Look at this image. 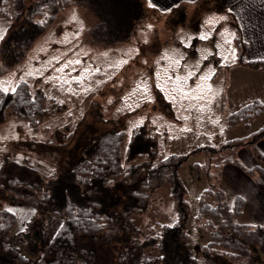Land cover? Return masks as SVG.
<instances>
[{"label": "rangeland", "instance_id": "obj_1", "mask_svg": "<svg viewBox=\"0 0 264 264\" xmlns=\"http://www.w3.org/2000/svg\"><path fill=\"white\" fill-rule=\"evenodd\" d=\"M31 1L25 0L27 3ZM77 6L78 9L72 5L61 11L23 55H17L16 58L13 56L16 44L12 36L17 23L0 15V28L4 30L0 38V79L11 83L20 81V77L24 76L23 81L33 91L44 92L62 106L53 115H45L35 126L26 119L18 118L12 111H7L6 117L0 122V169L8 176L45 181L69 164L77 150L88 140L113 128L123 131L121 152L124 157L133 126L141 125L145 134L155 141V154L147 157L152 163L169 154H189L178 170L184 199L189 207L184 226L197 264H213L201 251L202 244L208 238L194 224L193 214L197 196L214 182L212 178L215 176L208 173L214 170V159L212 165L207 167L204 164L205 150L197 149L219 147L226 140L245 136L264 123V114L253 119L250 128L242 123L229 126L226 121L228 113L234 112L241 104L254 99L264 101V73H255L251 78L246 72L237 71L239 69L223 74L226 63L220 64V60H233L235 56L217 53L227 54L229 41L236 53L240 43L234 35L222 36L226 23L200 21L186 24V29L173 37L171 31L174 25L161 22L152 15L148 5L144 6V20L137 24L127 41L101 45L92 42L88 32L98 15ZM73 15L75 20L72 19ZM217 26L218 30L215 28ZM66 37L68 42L64 43ZM53 56H59L60 59L53 60ZM175 57L180 58L179 65L172 63ZM77 60L79 63L73 62ZM65 62H69V67L57 73L55 69ZM96 67L100 68L99 72L81 71ZM32 69H38L41 74L28 76L27 73ZM209 69L214 71L209 72ZM189 70L194 75L189 76L185 83L190 86L197 83L212 85L211 89L205 88L203 93L197 90L196 94L201 97L197 100L182 98V94L174 91L175 85L168 79L169 73L185 76ZM205 73L208 78L201 81L200 76ZM213 74L217 77L210 78ZM73 75L82 76L83 81L57 83L56 77L67 79ZM45 76H52L53 79L45 80ZM96 80L101 83L97 84ZM141 85L147 87V92ZM80 87L87 90L80 92ZM68 88L71 91H67ZM251 93L255 96H250ZM169 95L174 99L170 100ZM148 96L151 99H147ZM201 104L207 106L200 108ZM239 159L246 162L243 155ZM196 162L201 164L198 170L195 169ZM255 170L259 175L261 171L257 167ZM226 195H229V190L225 193L227 198ZM2 209H11L15 215L8 242L21 251L40 250L45 244L39 240L40 234L42 239H46L62 221L61 215L36 209L15 194L10 184H0ZM177 217L178 209L167 182L151 191L147 211L134 213V221L139 225L156 220L171 223Z\"/></svg>", "mask_w": 264, "mask_h": 264}, {"label": "trees", "instance_id": "obj_2", "mask_svg": "<svg viewBox=\"0 0 264 264\" xmlns=\"http://www.w3.org/2000/svg\"><path fill=\"white\" fill-rule=\"evenodd\" d=\"M72 4L99 16L88 32L92 42L101 45L127 41L145 17L142 0H33L29 3L0 0V15L17 23L12 36L16 44L14 58L23 55L51 25L56 14ZM40 20L44 23H38ZM238 47L237 63L264 72V59H246L243 43ZM16 88L9 93L0 90V122L10 110L35 126L45 115L62 109L53 97L40 90L33 91L26 81H20ZM260 101L263 100L246 102L228 113L227 124L242 123L250 128L251 121L264 114V104ZM144 131L141 125L134 127L124 157L122 130L113 128L98 133L77 150L74 159L58 174L45 181L8 176L0 169V184H10L15 194L36 209L62 216L51 236L42 239L40 234L39 240L45 242L40 250L21 251L8 242L14 213L9 209L0 210V264H197L184 226L189 207L178 173L189 154H169L152 163L148 158L155 154V141ZM263 136L264 123L245 136L226 140L219 147L197 149L205 150L207 167L214 159V170L208 172L215 176L214 182L197 196L193 214L194 224L208 238L201 251L213 264H264L256 253L264 242V227L237 221L242 199L238 197L234 206H230L219 186L225 163L252 172L238 157L240 147L249 146L254 157L264 163V153L256 145ZM200 165L196 162L195 169ZM258 169L264 175L263 168ZM166 182L170 184L178 209L177 219L171 223L156 220L139 225L134 221V213L147 211L151 191ZM256 182L264 192V180L257 178ZM28 238L34 240L32 236Z\"/></svg>", "mask_w": 264, "mask_h": 264}, {"label": "crops", "instance_id": "obj_3", "mask_svg": "<svg viewBox=\"0 0 264 264\" xmlns=\"http://www.w3.org/2000/svg\"><path fill=\"white\" fill-rule=\"evenodd\" d=\"M142 1L144 6H150L152 15L158 17L161 22H169L174 25L171 31L173 37H176L178 32L184 31L187 27L186 24H196L200 21L202 23L214 24L226 23V30L222 32V36L234 35L237 40L242 42L243 56L246 59H260V57H264V0ZM74 6L78 9L77 5ZM67 7L60 10L56 16ZM221 17L224 19H221ZM201 25H199L200 31L202 29ZM215 28L218 30V26ZM238 53L239 50L236 51L233 60L227 59L225 61L226 65L223 70L225 72L223 74H229L230 71L236 69H239L237 71L246 72L250 78L251 76L254 77L255 73H264L237 63ZM216 77V74L210 75V78ZM228 83L229 81H227V85ZM250 96L255 95L251 93ZM256 145L264 153V136L257 140ZM237 152L238 157L243 155L246 158V162L242 163L246 167L251 168L252 172H248L236 164L225 163L221 168L220 188L224 194L226 190H229L226 200L230 206H234L238 197L242 199V209L241 213L236 217L237 221L264 227V192L260 190L256 182L257 178L264 180V175H258V172L255 170V167H261L264 170V163L254 157L249 146H242ZM256 253L264 262V242L256 250Z\"/></svg>", "mask_w": 264, "mask_h": 264}, {"label": "snow or ice", "instance_id": "obj_4", "mask_svg": "<svg viewBox=\"0 0 264 264\" xmlns=\"http://www.w3.org/2000/svg\"><path fill=\"white\" fill-rule=\"evenodd\" d=\"M47 15V13L45 14ZM72 19L75 20V15L72 16ZM221 19H224L223 17H221ZM38 23H44L43 20H40L38 21ZM4 35V30L2 28H0V38H2ZM75 35H79V33H75ZM181 39H183V37H181ZM68 42V38L66 37L65 38V41L64 43H67ZM229 52L227 54H224V53H217V55H227L228 57H232V56H235V49L232 47L230 41H229ZM41 51H43V49H40ZM209 51H211V49H209ZM53 60H59L60 57L59 56H53L52 57ZM260 59H264V57H260ZM75 63H79V61H73ZM179 62H180V58L179 57H175L173 60H172V63H175L177 65H179ZM221 63H224L225 60L224 59H221L220 60ZM46 67H51V65H45ZM69 67V62H65L63 65H60L58 68L55 69V71L57 73L61 72L64 68H67ZM81 71L83 72H86V73H90L91 71H95V72H99L100 71V68L99 67H96L94 69H81ZM214 71V69H209V72H212ZM41 73L39 72L38 69H32L30 70L27 75L28 76H32V75H36V76H39ZM194 75V72L192 70H189L187 72V74L185 76H180V75H171V73L168 74V79L170 81V83L174 84L175 85V88H174V91H178L179 93L182 94V98L184 99H192V100H197V99H200V95H197V90L200 91V93H203L204 89L207 88V89H211L212 88V85L211 84H208V85H201L200 83H197L195 86H190L189 84L185 83V81H187V78L189 76H193ZM106 79L108 77H105ZM206 78H208V74L205 73L203 75L200 76V80L203 81L205 80ZM45 80H49L51 81L53 79L52 76H45L44 77ZM24 80V76H21L20 77V81H23ZM56 80H57V83L58 84H67L69 83L70 80L72 81H76V82H82L83 81V77L80 76V75H73L69 78H65L63 76H58L56 77ZM20 81H12L11 83L3 80V79H0V90H2L3 92L5 93H9V92H15L17 90L16 88V84H18ZM96 83L97 84H100L101 81L100 80H96ZM88 88H91V85H88ZM141 88L147 92V87L145 85H141ZM87 89L84 88V87H80L79 91L80 92H85ZM67 91H71V88H68ZM145 97H140V99H144ZM170 100L171 99H174V97L172 95H169L168 97ZM147 99H151V96H148ZM260 103L264 104V101H260ZM192 105H189V107H191ZM207 105H204V104H201L199 105L200 108H204L206 107ZM213 123H215V121H213ZM135 127V125L133 126ZM51 174V173H50ZM9 211H11V209H9ZM32 211L34 212L35 209H32Z\"/></svg>", "mask_w": 264, "mask_h": 264}]
</instances>
